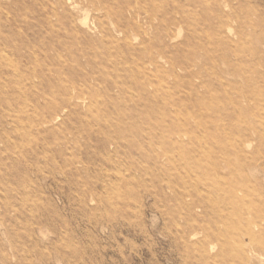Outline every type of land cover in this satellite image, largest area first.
Masks as SVG:
<instances>
[{
	"label": "rangeland",
	"instance_id": "obj_1",
	"mask_svg": "<svg viewBox=\"0 0 264 264\" xmlns=\"http://www.w3.org/2000/svg\"><path fill=\"white\" fill-rule=\"evenodd\" d=\"M0 264H264V0H0Z\"/></svg>",
	"mask_w": 264,
	"mask_h": 264
}]
</instances>
